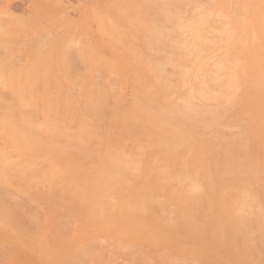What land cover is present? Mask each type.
I'll return each mask as SVG.
<instances>
[{
	"label": "bare ground",
	"instance_id": "bare-ground-1",
	"mask_svg": "<svg viewBox=\"0 0 264 264\" xmlns=\"http://www.w3.org/2000/svg\"><path fill=\"white\" fill-rule=\"evenodd\" d=\"M223 1L226 7L230 1L233 4ZM239 1L241 21L220 11L215 35L209 37L213 27L209 14H203L192 26L190 43L180 34L186 23L170 6L192 0L139 1L130 12L137 21L134 28L144 27L149 33L145 50L155 53L154 86L134 92L129 105L118 110L111 109L109 88L87 90L77 100L61 94L57 99L61 124L47 122L42 127L23 117L6 127L28 160V183L42 171L45 159L54 160L57 176L47 195L59 216L49 264H76L75 257L86 252L81 253L77 237L71 245L60 243L61 222L75 216L93 231L91 243L102 232L124 238L131 246L146 243L165 248L164 255L155 256L157 264H189L188 260L197 264L220 248L228 249L229 255L217 260L219 264H258L264 248V0ZM254 34L260 42L253 43ZM116 39L124 42L121 34ZM72 47H60L61 62L68 68ZM168 47L179 55L194 56L201 65L204 53L225 48L212 78L218 83L216 89L208 92L193 85L182 93L188 84L185 69L187 77L180 76L179 85L172 87L161 60ZM85 50L93 62L95 51ZM82 56L85 51H74V58ZM121 59L102 51L96 67L121 74L127 69ZM197 98L215 105L198 107ZM45 109L51 113L56 108L46 105ZM236 124L241 131L225 139L227 129ZM138 127L141 132L136 135L133 129L136 132ZM251 142L257 152H247L245 146ZM234 149L239 153L234 154ZM0 215L5 219L9 214ZM7 218L9 227L26 234L24 217L19 221L22 226ZM187 237L195 244H189Z\"/></svg>",
	"mask_w": 264,
	"mask_h": 264
},
{
	"label": "rangeland",
	"instance_id": "rangeland-1",
	"mask_svg": "<svg viewBox=\"0 0 264 264\" xmlns=\"http://www.w3.org/2000/svg\"><path fill=\"white\" fill-rule=\"evenodd\" d=\"M139 1L144 0H0V214L6 211L9 214L7 217L16 222L24 217L25 225L19 223L21 226L23 224L26 234L29 235L9 227L8 218L5 217L9 223L0 215V264H49L51 259L48 257H53L55 248V221L59 216V211L48 203L50 197L47 195L57 176L53 169L54 160L45 159L41 164L42 171L28 183V160L18 150L6 127L14 121L19 122L23 117L36 121L42 127L47 122L61 124V105L57 101L61 94L67 95L70 100H77L82 99L87 90L109 88L113 92L110 99L111 109L118 110L129 105L134 92L140 91L142 87L154 86L155 80L158 79L153 64L156 61L155 53L145 50L149 33L147 34L144 27L134 28L137 21L130 12L131 7ZM235 1L237 0H233V4L230 1L231 5L226 7L223 0H192V3L182 5L174 3L170 9L184 24L186 23V29L180 34L190 43L194 36L192 26L199 16H210V26L213 28L208 31L209 37L215 35L213 30L218 23L220 11L227 14L226 16L235 15L238 16L237 19L240 18L241 1L238 0L239 4ZM241 18L238 20L241 21ZM118 34L122 35L124 42L116 39ZM252 40L253 43L260 42L257 34L253 35ZM60 45H69L70 48L73 45V59L69 61V68L61 62L63 53L60 51ZM85 49L95 51L93 62L87 57ZM224 50L225 48H218L215 52L204 53L205 60L201 65L194 56L179 55L168 47L162 55L163 59L160 56L164 61V75L170 77L172 87H176L180 78L187 74L188 84L182 88V93L187 92L193 85H202L208 92L214 90L218 83L212 78L219 61L223 59ZM74 51H85V57L74 58ZM102 51L122 58L121 60L127 63V69H122L119 75L97 69L99 53ZM137 53L143 55L138 57ZM180 64H183L184 68ZM183 69L189 73L185 74ZM136 77L141 80H136ZM45 92L47 96H44ZM170 98H174L173 95H170ZM194 102L198 107L215 105L214 102L201 98ZM161 103L164 107L167 106L164 105L166 101ZM46 105L56 109L49 113L45 109ZM111 112L109 109V114ZM236 126L239 127L238 131ZM242 126L236 124L227 129L225 139L240 132ZM135 130L136 132L134 129L133 132L136 135L141 132L139 127ZM247 145V152L258 151L253 142ZM72 151L75 153V148ZM238 153L239 151L234 149V154ZM240 155L244 156L241 151ZM75 217L66 218L61 222L63 234H60V243L71 245L76 237L80 240L83 249L81 253L84 250L86 252L75 257L76 264H95L96 261L100 264H157V253L165 254V246L164 249L146 243L131 246L124 238L120 239L114 234L104 236L102 232L103 235L100 234L97 241L91 243L92 238L89 236L92 230L89 227L90 231L87 230L85 224L79 221V217ZM186 241L191 245L195 244L190 237H187ZM86 248L90 249V254ZM140 250L147 253L146 256L140 253ZM228 255L229 250L225 248L212 250L210 256L204 257L197 264H219L217 260ZM188 263L195 264L191 260H188ZM257 263L264 264V248Z\"/></svg>",
	"mask_w": 264,
	"mask_h": 264
}]
</instances>
